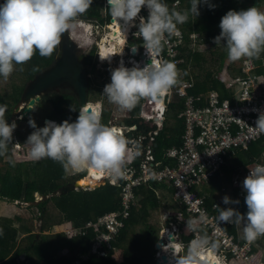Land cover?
<instances>
[{
	"label": "clouds",
	"instance_id": "1",
	"mask_svg": "<svg viewBox=\"0 0 264 264\" xmlns=\"http://www.w3.org/2000/svg\"><path fill=\"white\" fill-rule=\"evenodd\" d=\"M2 3L0 4V76L7 80L14 71L15 65H23L29 62L37 51L41 57H50L61 45L62 35L75 27L74 21L78 16L87 12L93 0H4ZM107 4L109 5L108 10L117 24L120 20L128 24L138 17L142 8L148 10L147 19L140 17L137 26V33L144 41L143 47L140 45L133 46L131 49L128 47V51L137 48V54L132 56L137 59L138 56L142 55L145 48L151 53V63L143 67L139 64H135L131 68L125 67L126 61L124 59L130 58L126 56L125 51L123 57L119 56L115 60V62L118 60L117 63L119 64L122 59L125 66L121 62L120 66L111 70V82L100 87V90L94 84L97 88L96 93L100 91L106 95L109 102L117 105L121 110H133L141 99H143L142 107V103L145 102L144 98H147V101H157L154 104L163 110L162 106H165L166 100L163 98L168 96L171 89L178 83L179 70L176 63L157 57L163 50L165 34L175 33L178 35L177 25L187 21V14L170 10L163 0H107ZM201 4H207L210 10L215 8V5L210 4L209 0H191V12L196 17L200 14L198 6ZM78 23L79 27L77 26V28L84 30L82 39L86 40V42L81 40L82 46H92L97 59L100 49L94 45L99 44L96 36L99 35L98 30L102 25L99 24L96 27L97 22L85 19ZM106 25L109 28L112 23ZM219 28L220 34L213 39V43L223 45L227 49L229 62L240 61L244 58L249 61L256 59L260 62V58L264 57V55L260 56L261 53H264V11L255 6L247 10H229L221 18ZM78 34L79 32L76 33V37L79 38ZM131 37L127 41H122V44L126 43L125 45H127ZM138 47H140V51ZM108 58L100 59L106 60ZM97 63L101 64L98 60ZM85 65L88 76H90L93 68L88 63ZM21 70L23 69L21 68ZM33 71H39V69L34 68ZM96 72L99 73V70L96 69ZM174 98H171V101ZM146 103L143 104L146 106ZM169 104L166 105V109ZM19 105L22 106L20 110L22 111L25 105ZM141 107L136 118H140ZM6 111L7 106L0 105V156L7 153L9 145L12 144L13 132L17 127L15 122L7 123ZM112 116L114 117L113 122H109L107 125L103 124L101 122L102 104L98 102L95 105L88 104L81 107L75 122L71 123L64 120L60 124H56L54 121L46 122V119H49L46 118L45 126L38 128L35 121L29 119L28 124L33 131L27 137L25 144L30 146V158L37 162L48 158L60 163L65 171L85 172L83 177L89 176L90 171L97 175H103L95 182L99 181L100 183L102 180V182L107 181L119 185L118 179L125 175L126 166L132 164V159L139 155V151L137 146L125 137L128 126L117 123L120 118H116L113 113ZM254 129L258 133H264V112L258 115ZM262 144L264 145L263 142ZM16 146L19 144L13 147ZM245 152L237 153L236 160L227 161L226 167L231 172V185L234 191L238 192V198L231 200L228 196H224L222 203L225 205L235 204V209H237L238 199L246 194L244 202L247 206V213L245 215L232 207L221 209L216 206L219 209L217 219L227 224L234 223V225H226V229L228 231L229 228L236 227V235L229 231L228 233L234 235L242 243L246 241L252 243L256 240L254 242L256 251L264 253V147L255 155ZM238 154H242V157H240L241 155L238 157ZM247 159H250V163L246 164ZM222 168L215 175L223 176ZM248 169H251L249 175L243 179L242 173ZM234 180L237 183H234ZM97 185H93L91 188L93 189ZM81 189L83 188L81 187ZM13 202L24 204L20 201ZM133 204H135L134 198L130 207ZM114 211H122L121 201L118 209L110 212ZM172 212H176V210ZM163 217L161 220L164 222ZM206 219V215L202 213L200 221L203 222ZM196 223L197 221H191L189 224L187 223V227L181 223L179 225L181 229L172 232L171 226L167 225V227L163 223V226L158 228L152 264H241L234 259L222 260L223 258L216 253L218 245L210 242L207 235L203 234L196 237L194 235L195 230H192V226ZM123 227L122 221V226L110 240L111 249L107 250L105 257L110 255V258H114L116 256L118 250L111 242L115 240ZM0 235H3V229H0ZM170 235L172 236L171 243L167 239ZM158 241L160 245L156 247ZM164 253H166L165 262L161 259ZM169 256H171V261L168 259ZM88 258L83 261V264Z\"/></svg>",
	"mask_w": 264,
	"mask_h": 264
},
{
	"label": "trees",
	"instance_id": "2",
	"mask_svg": "<svg viewBox=\"0 0 264 264\" xmlns=\"http://www.w3.org/2000/svg\"><path fill=\"white\" fill-rule=\"evenodd\" d=\"M104 2L105 0H94L92 6L86 13L80 15V18L96 21L101 17L100 7H102ZM163 2L167 4L170 10L187 13L189 19L185 23L177 25V29L184 36V44L178 49L181 54L180 59L184 62L177 66V68L179 72H182L183 81L189 80L193 84V89L190 93L192 95H200L214 91L222 101L226 100L228 96L227 91L217 77L227 61H225L227 49L222 45V48L216 55L199 49L200 47L204 48L208 44H214L213 39L220 34V28H216L219 27L220 20L224 16V11L227 13L229 10H247L254 6L261 10L264 0H209L210 4L215 5L214 10H210L207 4L199 5L198 10L200 14L197 16L196 21L191 19V0H183L179 8L172 7V0H163ZM107 17L108 20L111 17L109 11ZM101 22L104 23L105 21ZM201 34L206 35L204 38L193 41L192 36H201ZM170 40H174L172 35L170 36ZM194 43L197 49L193 47ZM221 43L223 44L224 42L222 41ZM133 46H138L135 40L132 41L129 49ZM95 53V50H93L89 54V57L85 58V62L90 64L93 69H95L97 64L92 63ZM162 53L163 60L170 61L166 57L164 46ZM263 55L261 53L260 56ZM208 56L210 57L209 60L207 59ZM56 57L57 50L50 57H41L37 51L29 62L23 65H15L14 71L7 80L0 76V82L6 85L3 91L0 90V105L7 106L5 118L8 124H10V117L13 115L15 107L22 101V96L27 85L33 81V74L38 72L33 71V69L38 68L39 71L46 69L54 63ZM254 60L256 65L260 64L259 60ZM240 61L232 62L234 63L233 67L230 64L227 68L230 77L237 76V63ZM92 73L94 72L92 71ZM257 73L264 74V68H259ZM98 77L102 78V81H99V85H97L99 88L111 82V76L102 73L101 70H99ZM178 81H180L179 78ZM62 92L64 95L60 99V103L55 104L50 110L43 111L41 118L38 119L36 115L42 112L40 105L45 101V96L48 94L41 95L40 101L36 102L29 112L28 117L35 121L38 128L45 126L46 118L56 120L59 124L64 120H68L70 123L75 122L80 111L79 101L75 94L71 92L66 94V90ZM142 100H140L133 110H124L125 115L117 121V123L125 124L128 127L137 125L136 129L130 131L132 133L141 132L143 129L146 132L155 130V127H150L149 124L138 126L136 115L140 110ZM112 109H103L101 121L103 124L107 125L109 123L108 114L109 116L112 115ZM182 109L183 101L174 98L167 106L160 130L154 136L152 153L155 160L160 162L161 167L167 163L165 160L166 151L171 147H179L181 145L180 137L184 126L177 116ZM28 117L17 119L15 122L18 127L14 130V134H16L14 136L20 144L25 143L27 137L33 131L29 127ZM263 147L262 141H258L251 145L249 151L245 153L255 155ZM240 155L238 154V157H242V154ZM245 156L247 157V154ZM4 158L12 160L9 149L4 156H0V162L4 161ZM249 160L247 159L245 163H250ZM10 165L14 170L7 168L0 173V220L14 217V208H8L7 201L34 203V194L37 193L42 197V200L35 205L39 212L41 230L48 229L54 223L60 224L65 221L72 222L74 228H79V230L70 237L71 239L66 238V235L63 233L53 236H41L39 241L36 239V236L35 239L32 236L28 239H22L20 247L12 255H9L11 252L10 243H12V246H15V231H11V234L3 231L5 240L0 237V264H23L24 262H16V259L21 254H24L22 255L23 258L25 259L26 257L30 261V264L34 263L31 255H38L37 257L41 261H45L48 264H72L76 259L84 256L89 250V246L95 235L99 234L98 229L87 227L86 224L88 222H95L98 216H101L105 212L118 209L122 198V186L125 183L123 179H118L119 185L103 181L93 189L84 190L79 188L65 191L63 189L65 185L77 181L85 175V172L68 175L60 163L48 158L38 162L34 161L31 165L26 166V168H22L21 164L15 165L12 161ZM222 171L223 176L216 174L208 183L194 186L192 191L197 196L203 198L208 208L216 204L221 209L228 207L235 209V204L225 205L222 203L224 196H228L231 200H237L238 198V192L234 191L231 185V172L229 168L224 166ZM58 190L59 193H56ZM132 192L135 204L130 207L128 216L123 220V229L111 243L121 253L120 264H152L154 243L158 235V227L153 220L157 219L158 222L162 213L164 215L167 212L180 209L173 200L172 190L165 184L150 182L133 188ZM235 210L237 211V209ZM166 222L164 220V223ZM4 226L8 227L7 224ZM25 230L27 233L31 231L29 228H25ZM228 231L236 235L237 228L232 227ZM39 244H43L42 248L39 247ZM66 248L68 250L67 254L56 257L58 252ZM84 263L113 264L110 255L98 259L90 256Z\"/></svg>",
	"mask_w": 264,
	"mask_h": 264
},
{
	"label": "built area",
	"instance_id": "3",
	"mask_svg": "<svg viewBox=\"0 0 264 264\" xmlns=\"http://www.w3.org/2000/svg\"><path fill=\"white\" fill-rule=\"evenodd\" d=\"M182 3L183 0H172L171 5L179 8ZM108 7L106 1L102 8L103 12H106ZM139 16L147 19L148 10L142 8L137 19ZM98 25L96 23V27ZM171 35L174 37L173 41L170 40ZM171 35L165 34L163 46L166 57L179 66L184 62L180 59L181 54L178 50L184 44V36L180 31L178 35L175 33ZM142 55L150 56V53L144 48ZM157 58L163 60V53L161 52ZM129 61L131 64L129 68L135 64L141 66L144 62L141 58L136 60L133 57H130ZM258 65L254 60L244 58L238 64L235 77L228 75V64L223 66L217 77L227 91V99L223 101L214 91L192 95L190 91L193 84L190 81H183L181 77H178L180 81L171 89L170 94L163 98L166 99L165 106H162L163 110L154 104L157 101H147V98H144L143 103L147 102V110L143 112L141 107L138 126L149 124L150 127H155V130L146 132L143 129L141 132L132 133L130 131L136 129L137 125L126 128V138L137 146L139 155L131 162L137 166L132 164L126 166L125 175L122 177L125 182L122 187V211L103 214L95 222L86 224L87 227L98 229L99 234L95 235L85 255L72 264H83L88 256L89 258L106 256L107 250L111 249L109 244L112 236L118 232L122 221L128 216L134 198L133 188L150 182L165 184L172 189L174 201L180 210L167 212L163 217L167 221L166 226H171V232L176 231L171 223L172 219L186 227L189 222L197 221L192 226V230H195L194 235L197 237L205 234L210 242L216 243L218 245L216 253L223 258L222 260L234 259L241 264H264V253L256 251L254 247L256 240L252 243L247 241L242 243L234 235L229 234L226 225L234 223L220 222L217 219L219 216L217 205L206 207L203 198L192 191L194 186L208 183L215 173H219L221 168L226 166L228 160H236L237 153L247 151L252 143L259 140L264 143V133H258L254 129L258 115L264 112V74L257 73L259 68H264V57L260 58ZM173 97L183 101V109L177 118L183 122L184 128L180 137L181 145L166 151L167 163L161 167L160 162L154 158L152 145L154 136L162 126L166 105ZM250 170L242 173L243 179L249 175ZM234 183L237 181L234 180ZM202 213L207 217L203 222L200 221Z\"/></svg>",
	"mask_w": 264,
	"mask_h": 264
},
{
	"label": "rangeland",
	"instance_id": "4",
	"mask_svg": "<svg viewBox=\"0 0 264 264\" xmlns=\"http://www.w3.org/2000/svg\"><path fill=\"white\" fill-rule=\"evenodd\" d=\"M2 2H4V0H1L0 4H3ZM93 2H94V0H93ZM104 5H105V2H104V4H102V7H100V11L102 10ZM108 8L106 9V12H103V10H102L101 11V17L95 21V22H97V24L102 25V26H100V28L98 30L100 32L99 35L96 36V39L98 40L99 43H101L102 40L105 37H108V36H104V35H109V37L111 39H112L111 36L114 35L112 31L111 32L109 31L108 26L106 25V24H109V22L111 20V18H109V20H108V17H107L108 16V11H109ZM109 13H110V11H109ZM223 14L225 15L226 12L224 11ZM139 18H140V16H139ZM191 19L193 21H196L197 17L193 13H191ZM81 20H83V19L80 18V16H78L76 18V20L74 21L75 27L73 29H70L69 31H67L65 34L62 35V43L57 49V57H56V59L61 56L63 47H64V45L67 42H72L75 45V51L77 53V56L83 63H85V58H88L89 54L91 53V51L94 50L92 46L91 47H83L82 44H81V40H83L82 39V33H83L84 30H82L81 28H77V26L79 24L78 22H80ZM187 20H189V19H187ZM101 21H105L104 24ZM92 24H94V23H92ZM138 24H139V19L136 18L134 20L135 28L131 31L129 37L132 36V35L138 34L137 33ZM218 28L219 27H217L216 29H218ZM77 32H79V34H78L80 36L79 38L76 37L77 36L76 35ZM205 35L206 34H204V35L201 34V36H199V35L192 36L193 41H196L199 38H204ZM83 41L86 42V40H83ZM131 45H132V39L128 41V43H127V45H125V47H123V49H125V51H126V56H128V57H132L131 50L128 51V47L130 48ZM195 45L196 44L194 43L193 47L195 49H197V46H195ZM113 48H114V44H113ZM221 48H222V45H216V44L210 45V44H208L207 46H204V48L200 47L199 50H201V51H209L211 54L216 55V54H218V51ZM226 54H227V52H226ZM93 56L94 57L92 58V63H97V60H99V59L98 58L96 59V53ZM129 59L130 58H127L126 60L124 59V61H126V66L125 67H128V68L131 66ZM207 59L209 60L210 57L208 56ZM136 60H140V57L138 56ZM225 61H226V63H225L224 66H226L227 64L230 66V64H232V67H233L234 63L229 62L228 59H227V56L225 58ZM117 62H118V60L115 63H112V64L110 63V65H103V64H106V63H101V64L97 63L95 69H92V71L96 72V69H98V70H101L102 73H105L106 75L111 76V70H113V69H115V68H117L119 66V64ZM239 63L240 62H238L237 64H239ZM89 67H90V65H89ZM48 68L49 67H47L46 69H43L42 71L35 72L33 74L34 75V79H35V77L37 75H39L43 71L47 70ZM92 71L90 73L89 78L92 79L93 83L97 86V85H99V81H102V78L98 77L97 78L98 80L94 79L93 75H92ZM179 77L182 78V72L181 71L179 72ZM28 85H27V87H28ZM65 86L68 87L66 89V91H67L66 94L69 93L70 91H73L72 88H70L69 86H67V85H65ZM5 87H6V85L4 83L0 82V90L3 91V88H5ZM27 87H26V89H27ZM98 90H100L99 87H98ZM62 91H63V89H61V87H58L56 89H52V90L47 91L46 93H44V94H48V95L45 96L46 97L45 101L43 103H41L42 105H40L42 112L39 111L41 113L40 114L38 113V115H36V116H38V119L42 117L43 111L50 110V109H52L54 107L55 104L60 103V99L64 95ZM101 91H103V90H101ZM96 92H97V88H94V91L89 93V104L95 105V104H97L99 102L100 104H102V111H103V109L108 110L109 108L110 109L113 108L112 109L113 111L111 112V114L113 113V115L116 118L118 117V118L121 119L123 117V113H125L124 110H121L117 105L109 102L107 96L104 95L103 93H100V91L98 93H96ZM19 104L25 105V107H26L27 102H24L23 96H22V101ZM18 105L15 107V110L13 111V115L10 117V124L13 123V122H16L17 119L28 117V115L27 116H23L24 111H23V113H22V111H20V112L16 111V108L18 107ZM108 118H109L108 119L109 122H113L114 121V117L112 115L109 116V114H108ZM29 119H31V118L28 117L27 121H29ZM27 121H26V123H27ZM51 121H54L56 124L57 123L59 124L58 121H55V120H51ZM21 128H23V126H21ZM14 135H16V134H14V132H13V136ZM25 143H21L20 144L18 139L14 136V138L12 139V144L8 148L9 151H10L12 160H8V159L4 158L3 159L4 161L0 162V173L5 171L7 168H9L11 170H14V168L10 167L11 166L10 165L11 161L13 163H15V165H17V164L20 165L21 164L22 168L23 167L26 168V166L31 165L34 162L30 158V155H29L30 146H28ZM16 144H19V146L13 147ZM64 171H65V169H64ZM65 172L68 175L74 174V172H71V171H65ZM81 179H84V177L79 178L78 181L81 180ZM101 182H102V180H101ZM91 183H93V184H91ZM97 184H99V181L98 182L92 181V182H88V183H85V184H81L82 185L81 187L84 190H88V189H92L91 187L93 185H97ZM56 193H59V190ZM34 197H35V202L34 203H24V204L17 203L16 204L14 202L11 203L10 201L9 202L7 201V203H6L8 208H10V207L14 208V212H13L14 213V217L6 218V219H9V220H6L5 218L0 220V229H3V231L8 232L9 234H11V231H15V246H12V243H10V246H11V250L10 251L11 252L9 253V255H12L14 253V251H16L20 247V243H21L22 239H28L29 237L32 236V237H34V239L37 237L36 239L39 241L41 236H53V235L60 234V233H63L64 235H66V238L71 239L70 237L72 235H74L79 230V228H74L72 222L69 223L67 221L62 222L60 224L54 223V225L49 227L48 229L41 230L40 229L39 212H38L37 208L35 207V205H36V203H39L40 200H42V197H40L37 193L34 194ZM162 215H163V213L161 214V217L158 220V222H157V219L153 220V222L156 223V226L158 228H161L163 226V223H164L161 220ZM163 216H165V214ZM171 223L175 227L176 231L181 229V226H179V224L175 220L172 219ZM6 224L8 226L7 228L4 226ZM25 228H29V229H31V231L29 233H27ZM0 237L5 240V237L3 235H0ZM42 246H43V244H39L40 248H42ZM67 252H68V250L66 248L63 251L58 252L56 257H59V256L64 255V254H67ZM119 252L120 251L118 250L117 253H116V256L114 258H111L113 264H119V262L121 260V258H120L121 253L119 255ZM22 255H24V254H21L18 257V259H16V262H18V263H20V262L23 263L24 262L23 264H30V261L26 257L24 259ZM37 256L36 255H31V259L34 260L33 264H48L45 261H41Z\"/></svg>",
	"mask_w": 264,
	"mask_h": 264
},
{
	"label": "water",
	"instance_id": "5",
	"mask_svg": "<svg viewBox=\"0 0 264 264\" xmlns=\"http://www.w3.org/2000/svg\"><path fill=\"white\" fill-rule=\"evenodd\" d=\"M107 1V0H106ZM112 24L114 23L113 17L110 21ZM120 22H124L120 20ZM143 44H140V47H143ZM135 49V51H133ZM131 51V55L135 56L137 54V48H133ZM141 60H143V64L141 67L150 64L151 63V55L140 56ZM98 76V73L95 72L93 75V78L96 79ZM88 80V81H87ZM87 82V83H86ZM64 85L69 86L72 88L73 92L78 98L80 109L84 105H88V97L84 92V87H86V90L88 92L94 91V83L92 79L88 76V71L85 63H83L77 56V53L75 51V45L72 42H67L62 50V54L59 58H57L54 63L45 71L40 73L35 77V79L28 85L27 89L25 90L23 94V100L24 102H27L26 107L23 108L24 113L23 116H27L29 112L32 110L36 102H39L41 99V95L46 93L47 91H50L52 89H56L58 87H62ZM151 100V98H149ZM142 108H144V111H146L145 104H142ZM22 109V106L19 105L16 108L17 112H20ZM49 119H46V121ZM81 184H79V181H74L72 183H68L64 186V190H73L81 188ZM245 197L246 194L243 197H240L239 204H236V208L243 212L245 215L247 213V206L245 204ZM170 238L172 239V236L170 235ZM160 245V242L158 241L156 243V247ZM165 254V255H164ZM161 257L162 261L165 262L166 253H164Z\"/></svg>",
	"mask_w": 264,
	"mask_h": 264
},
{
	"label": "bare ground",
	"instance_id": "6",
	"mask_svg": "<svg viewBox=\"0 0 264 264\" xmlns=\"http://www.w3.org/2000/svg\"><path fill=\"white\" fill-rule=\"evenodd\" d=\"M134 28H135L134 21L129 22L128 24H125L124 22H120V21H118V24H117L114 21V24H112L108 28L109 31L110 32L112 31L114 34L113 36H111L112 39L109 37V35H104V36H108L109 38L105 37L101 43L94 45L96 48L100 49V51L97 55V58L99 59L98 61L100 63H106V64L111 63L112 64L115 62V60L119 56L123 57L124 56L123 47H125L126 43L122 44V41L127 40V38L129 37V35L131 33V30H133ZM113 44H114V48H113ZM150 55H151V53H150ZM104 57H109V58L106 60L100 59V58H104ZM121 62H123V65H124V61L121 59L119 66H120ZM84 92L87 95V97L89 98V92L86 90V87H84ZM154 103H157V102H154ZM48 121H51V120L49 119ZM88 175L89 176H87V178L84 177V179L79 180V184H85L88 182H92V181L100 179L103 176V175L101 176V175L94 174L93 172H90V171H89ZM91 184H93V183H91ZM167 239L170 240L169 242L171 243L172 239L170 237H167ZM182 244H184V243H182ZM171 256H172V254H171ZM171 256H169V258H168L170 261H171Z\"/></svg>",
	"mask_w": 264,
	"mask_h": 264
},
{
	"label": "flooded vegetation",
	"instance_id": "7",
	"mask_svg": "<svg viewBox=\"0 0 264 264\" xmlns=\"http://www.w3.org/2000/svg\"><path fill=\"white\" fill-rule=\"evenodd\" d=\"M110 18H112V16L110 17ZM109 24H111V22H109ZM130 38V37H129ZM131 39L132 40H135V42H137L138 43V45H140V44H142L144 41H143V39L141 38V36L139 35V34H135V35H132V37H131ZM127 41V40H126ZM140 49V47H138V50ZM125 51V50H124ZM86 64V63H85ZM68 87H66L65 85L64 86H62L61 87V89H63V90H66ZM72 94H75L73 91H70ZM90 93V92H89ZM76 96V95H75ZM76 98H77V96H76ZM77 100H78V98H77Z\"/></svg>",
	"mask_w": 264,
	"mask_h": 264
},
{
	"label": "crops",
	"instance_id": "8",
	"mask_svg": "<svg viewBox=\"0 0 264 264\" xmlns=\"http://www.w3.org/2000/svg\"><path fill=\"white\" fill-rule=\"evenodd\" d=\"M261 11H262V9H261ZM125 52V51H124ZM68 222V221H67ZM69 223H71V222H69ZM182 240L184 239V238H181ZM120 263V262H119Z\"/></svg>",
	"mask_w": 264,
	"mask_h": 264
}]
</instances>
